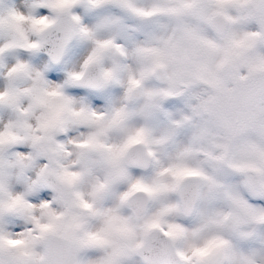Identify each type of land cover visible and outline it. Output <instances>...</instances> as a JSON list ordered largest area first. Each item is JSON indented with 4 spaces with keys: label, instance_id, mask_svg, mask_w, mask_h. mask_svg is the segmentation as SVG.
<instances>
[{
    "label": "clouds",
    "instance_id": "9594fccd",
    "mask_svg": "<svg viewBox=\"0 0 264 264\" xmlns=\"http://www.w3.org/2000/svg\"><path fill=\"white\" fill-rule=\"evenodd\" d=\"M264 0H0V264H264Z\"/></svg>",
    "mask_w": 264,
    "mask_h": 264
},
{
    "label": "snow or ice",
    "instance_id": "6c2138e0",
    "mask_svg": "<svg viewBox=\"0 0 264 264\" xmlns=\"http://www.w3.org/2000/svg\"><path fill=\"white\" fill-rule=\"evenodd\" d=\"M234 114L244 118H264V84L250 83L238 90L232 100Z\"/></svg>",
    "mask_w": 264,
    "mask_h": 264
}]
</instances>
